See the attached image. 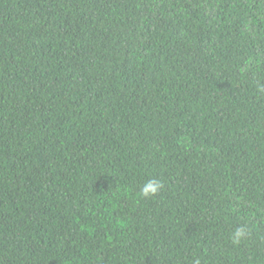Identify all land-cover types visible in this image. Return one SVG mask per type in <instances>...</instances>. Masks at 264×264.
<instances>
[{
    "label": "trees",
    "instance_id": "trees-1",
    "mask_svg": "<svg viewBox=\"0 0 264 264\" xmlns=\"http://www.w3.org/2000/svg\"><path fill=\"white\" fill-rule=\"evenodd\" d=\"M196 261L264 264V0H0V264Z\"/></svg>",
    "mask_w": 264,
    "mask_h": 264
},
{
    "label": "clouds",
    "instance_id": "clouds-1",
    "mask_svg": "<svg viewBox=\"0 0 264 264\" xmlns=\"http://www.w3.org/2000/svg\"><path fill=\"white\" fill-rule=\"evenodd\" d=\"M163 187L164 184L160 179L151 178L142 185L139 196L144 199L154 198L163 190ZM246 235L245 229H237L232 235V243L239 244ZM195 264H199V261H196Z\"/></svg>",
    "mask_w": 264,
    "mask_h": 264
}]
</instances>
